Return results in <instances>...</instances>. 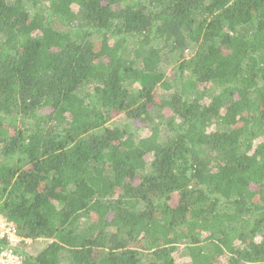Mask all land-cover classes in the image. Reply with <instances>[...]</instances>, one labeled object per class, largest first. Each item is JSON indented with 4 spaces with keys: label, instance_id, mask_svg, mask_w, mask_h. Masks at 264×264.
Wrapping results in <instances>:
<instances>
[{
    "label": "trees",
    "instance_id": "trees-1",
    "mask_svg": "<svg viewBox=\"0 0 264 264\" xmlns=\"http://www.w3.org/2000/svg\"><path fill=\"white\" fill-rule=\"evenodd\" d=\"M0 214L21 264H264V0H0Z\"/></svg>",
    "mask_w": 264,
    "mask_h": 264
},
{
    "label": "built area",
    "instance_id": "built-area-1",
    "mask_svg": "<svg viewBox=\"0 0 264 264\" xmlns=\"http://www.w3.org/2000/svg\"><path fill=\"white\" fill-rule=\"evenodd\" d=\"M30 240L21 237L15 224L0 214V264H21L23 245Z\"/></svg>",
    "mask_w": 264,
    "mask_h": 264
},
{
    "label": "rangeland",
    "instance_id": "rangeland-1",
    "mask_svg": "<svg viewBox=\"0 0 264 264\" xmlns=\"http://www.w3.org/2000/svg\"><path fill=\"white\" fill-rule=\"evenodd\" d=\"M187 56H189L188 52H185ZM175 61H174V57L170 54L167 55L164 59L163 62L160 65L161 70L164 72L165 77L166 76H171L174 72V67H175ZM162 83H166L167 85H169L166 80L161 81V84H159L156 87V91L158 93H163V91H167V89H165L162 86ZM116 121L119 122H125V119L123 118V116H121L120 118H118ZM48 242L47 239H37V240H30V242H28L27 244L23 245V249L26 251H28L29 254H35L37 252V250L44 246L46 243Z\"/></svg>",
    "mask_w": 264,
    "mask_h": 264
}]
</instances>
